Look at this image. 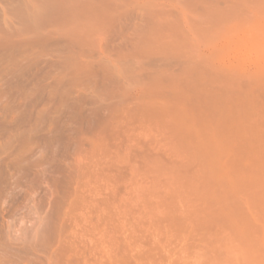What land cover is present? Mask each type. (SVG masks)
I'll use <instances>...</instances> for the list:
<instances>
[{
    "label": "rangeland",
    "instance_id": "1",
    "mask_svg": "<svg viewBox=\"0 0 264 264\" xmlns=\"http://www.w3.org/2000/svg\"><path fill=\"white\" fill-rule=\"evenodd\" d=\"M263 175L264 0H0V264H264Z\"/></svg>",
    "mask_w": 264,
    "mask_h": 264
},
{
    "label": "bare ground",
    "instance_id": "2",
    "mask_svg": "<svg viewBox=\"0 0 264 264\" xmlns=\"http://www.w3.org/2000/svg\"><path fill=\"white\" fill-rule=\"evenodd\" d=\"M217 80H222V79H228L229 77H231V76H225L224 74H222V75H217V74H215V76H214ZM239 85H238V89L236 90V91H242V90H244V89H246L245 87H243V84L242 83H238ZM229 114H233L232 112H230ZM236 119V118H235ZM235 119H232V118H226V116L224 115L223 116V119L221 120V121H223L224 122V124H225V130L226 131H228V132H230L231 131V128H230V125H231V123L232 122H236L237 120H235ZM221 121H219V122H221ZM238 127H241V125H238ZM237 128V127H236ZM237 130H238V128H237ZM244 131V130H243ZM238 133H241V130L239 131L238 130ZM264 176V175H263ZM259 181H261V180H259ZM251 182H253V180H250V182H248V184H250V185H248L249 186V188H248V190H247V188H246V191L247 192H250V191H252L251 189H256L257 187L259 188H257V190H259V192L262 190L263 192H260V193H258L259 194V198H260V196L264 193V190H263V185H264V181L262 180L261 182H258V180H257V182L256 181H254L253 183H252V185L254 184L256 187L254 188L252 185H251ZM256 182V183H255ZM261 183H263L262 185H261ZM259 184V185H258ZM258 185V186H257ZM245 187V186H244ZM246 187H247V185H246ZM262 187V188H261ZM251 188V189H250ZM261 189V190H260ZM243 191V190H242ZM244 191H245V188H244ZM243 191V193H246V192H244ZM255 192H256V190H254ZM253 191V192H254ZM252 192V196H254L253 194L255 193H253ZM234 193V192H233ZM242 193V192H241ZM235 194V193H234ZM248 194V193H247ZM251 194V193H250ZM256 194V193H255ZM257 195V194H256ZM251 196V195H250ZM255 197V196H254ZM254 197H252L253 198V202H254ZM257 196H256V199L258 198ZM263 197V196H262ZM261 197V198H262ZM242 198H244V197H241V198H238V200L237 199H234V200H237V201H239L240 202V199H242ZM264 198V197H263ZM262 198V201H264V199ZM251 199V198H250ZM248 200V197H247V199L245 200L244 199V203H246V202H248L247 201ZM252 200V199H251ZM261 200V199H260ZM246 201V202H245ZM255 202L257 203V201L255 200ZM260 201H258V203H259ZM251 203V204H250ZM250 203H248L249 204V207H250V205H252L253 203L252 202H250ZM255 203V205H259V204H256ZM262 203V202H261ZM264 203V202H263ZM232 204V203H231ZM235 204H238V203H235L234 202V204L233 205H235ZM247 204V205H248ZM240 205V204H239ZM262 205V204H261ZM260 205V206H261ZM236 206L237 205H235V207L234 208H236ZM253 206H254V204H253ZM264 206V205H263ZM263 206H261L262 208H263ZM238 207V206H237ZM240 208H241V206H239ZM243 207V206H242ZM244 207H245V205H244ZM254 208H255V206H254ZM232 209V208H231ZM243 209V208H242ZM246 209V208H245ZM245 209H243V211L245 210ZM258 209H260V207L258 208ZM257 209V210H258ZM232 211V210H231ZM235 211H236V209H235ZM262 211V210H261ZM234 212V210L232 211V213L229 215V214H225V213H223V212H221V214L223 213V217L221 216V215H219V214H217L218 216H217V220H213V221H216L215 223H214V225L213 226H215L214 227V230L213 231H215V234L218 236V235H220V234H222V233H229V234H237V235H239V237L241 236V239H242V237H245V238H243V239H245V240H247V241H245V242H247V245H249L250 247H249V249H251L253 252L255 251H257V249L259 248V247H261V248H263L264 249V219L262 218V217H260V220H262L260 223H262V224H259V225H257V223H256V225H257V227L255 226H253L252 225V222H250V221H247V218H244L245 216H243V215H241L240 216V214H238V213H236L235 214V212ZM236 212H238V209H237V211ZM239 212H240V210H239ZM241 213V212H240ZM260 213V212H259ZM238 214V215H237ZM253 214V213H252ZM227 217H226V216ZM257 215V214H256ZM261 215H262V213H261ZM225 216V217H224ZM258 216V217H257ZM257 216H255V218L257 217L258 219H259V215H257ZM264 216V215H263ZM222 217V218H221ZM249 218V217H248ZM253 218V217H252ZM262 218V219H261ZM251 220V219H250ZM254 220V219H253ZM252 220V221H253ZM256 222H257V220H256ZM220 233V234H219ZM215 234H214V236H215ZM261 235V236H260ZM222 236H223V234H222ZM221 237V236H220ZM225 237V236H224ZM229 237V236H228ZM227 239V238H226ZM240 239V240H241ZM234 241V240H233ZM244 242V241H243ZM235 245H236V243H235ZM243 247V246H242ZM242 249V248H241ZM255 249V250H254ZM262 249V250H263ZM243 250H244V248H243ZM245 250H246V247H245ZM259 250H260V248H259ZM264 251V250H263ZM262 251V252H263ZM257 252H260V251H257ZM256 252V253H257ZM261 252V253H262ZM243 253H245L244 251H243ZM255 253V254H256ZM242 254V253H241ZM248 254V253H247ZM247 254H246V256H247ZM263 254V253H262ZM245 255V254H244ZM245 256V257H246ZM249 256V255H248ZM247 256V257H248ZM244 257V256H243ZM244 260V259H243ZM246 260V264H247V260L248 259H245ZM256 260V259H255ZM230 261V260H229ZM230 262H232V261H230ZM242 262V261H241ZM244 263V262H243ZM237 264V263H236Z\"/></svg>",
    "mask_w": 264,
    "mask_h": 264
}]
</instances>
